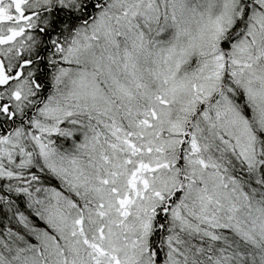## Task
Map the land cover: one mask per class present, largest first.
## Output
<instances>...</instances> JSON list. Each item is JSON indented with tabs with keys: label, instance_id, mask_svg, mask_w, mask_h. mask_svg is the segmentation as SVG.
I'll list each match as a JSON object with an SVG mask.
<instances>
[{
	"label": "snow or ice",
	"instance_id": "6c2138e0",
	"mask_svg": "<svg viewBox=\"0 0 264 264\" xmlns=\"http://www.w3.org/2000/svg\"><path fill=\"white\" fill-rule=\"evenodd\" d=\"M0 264H264V0H0Z\"/></svg>",
	"mask_w": 264,
	"mask_h": 264
}]
</instances>
